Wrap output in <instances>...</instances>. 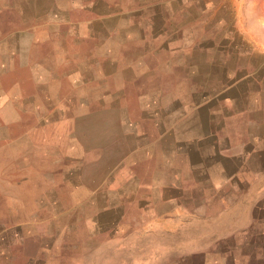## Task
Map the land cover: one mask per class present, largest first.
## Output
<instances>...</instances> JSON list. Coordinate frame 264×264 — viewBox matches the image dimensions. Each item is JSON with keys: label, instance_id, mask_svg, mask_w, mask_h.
Segmentation results:
<instances>
[{"label": "crops", "instance_id": "0c3cea01", "mask_svg": "<svg viewBox=\"0 0 264 264\" xmlns=\"http://www.w3.org/2000/svg\"><path fill=\"white\" fill-rule=\"evenodd\" d=\"M64 3L63 20L88 43L80 69L89 82L83 74L75 82L73 66L56 88L66 102L106 103L113 72L119 102L125 90L117 72L129 67L103 62V73L92 75L91 59L112 54L96 47L101 39L138 35L144 17L124 0ZM127 83L134 91L137 80ZM207 100L182 95L179 110L144 111L136 121L115 114L120 121L109 138L105 112L102 124L78 132L24 129L40 137L18 155V174L0 178L7 184L0 261L12 264L13 255V264H264V110H224L217 95Z\"/></svg>", "mask_w": 264, "mask_h": 264}, {"label": "rangeland", "instance_id": "374dc122", "mask_svg": "<svg viewBox=\"0 0 264 264\" xmlns=\"http://www.w3.org/2000/svg\"><path fill=\"white\" fill-rule=\"evenodd\" d=\"M64 2L0 0V178L18 174V155L33 150L31 140L40 137L23 134L24 129L29 133L45 126L78 132L89 122L102 124L99 115L105 112L109 138L120 121L115 114L136 121L144 111L179 110V96L190 93L203 102L217 95L224 110L255 115L264 110V0H124L144 23L139 22L138 35L129 30L121 39L96 43L112 54L92 57V75L103 73L98 68L103 62L108 68L129 67L117 72L125 90L119 102L113 100L119 80L107 72V95H113L106 103L82 97L66 102V92L56 88L65 84L73 66L75 82L83 79L78 76H84L80 68L88 46L81 32L75 33L78 30L63 20ZM136 80L131 92L126 83ZM4 185L0 181V225L7 214L2 213Z\"/></svg>", "mask_w": 264, "mask_h": 264}, {"label": "bare ground", "instance_id": "6f19581e", "mask_svg": "<svg viewBox=\"0 0 264 264\" xmlns=\"http://www.w3.org/2000/svg\"><path fill=\"white\" fill-rule=\"evenodd\" d=\"M262 24L264 25V22Z\"/></svg>", "mask_w": 264, "mask_h": 264}]
</instances>
